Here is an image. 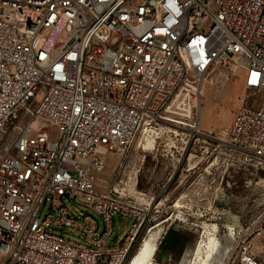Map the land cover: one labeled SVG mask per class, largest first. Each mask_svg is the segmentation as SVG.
<instances>
[{"label":"built area","instance_id":"obj_1","mask_svg":"<svg viewBox=\"0 0 264 264\" xmlns=\"http://www.w3.org/2000/svg\"><path fill=\"white\" fill-rule=\"evenodd\" d=\"M234 61L256 98L217 135L264 159V0H0V264H124L161 220L144 191H99L109 156L198 133L203 81Z\"/></svg>","mask_w":264,"mask_h":264},{"label":"rangeland","instance_id":"obj_2","mask_svg":"<svg viewBox=\"0 0 264 264\" xmlns=\"http://www.w3.org/2000/svg\"><path fill=\"white\" fill-rule=\"evenodd\" d=\"M255 98L244 86V70L238 63L221 64L203 81L197 106L198 133L165 125L161 133L156 130L152 149L145 148L151 132L144 131L126 156H109L97 180L99 191L106 192L114 183L119 190L126 186L144 191L153 196L154 214L161 220L148 234L143 233L140 246L124 264H131L146 242L157 248L155 262L190 264L193 247L204 239V224H216L220 234H226L234 216L240 224L239 233L224 264H237L244 247L264 263V159L217 135L219 129L232 123L241 106ZM31 107L35 108L36 102ZM66 204L76 215L75 206L79 205ZM92 215L101 233L103 219L95 212ZM114 217V236L120 233L122 240L128 224L119 214ZM169 225L177 229L178 242L172 246L160 242ZM65 236L80 243L86 239L75 228H68Z\"/></svg>","mask_w":264,"mask_h":264},{"label":"bare ground","instance_id":"obj_3","mask_svg":"<svg viewBox=\"0 0 264 264\" xmlns=\"http://www.w3.org/2000/svg\"><path fill=\"white\" fill-rule=\"evenodd\" d=\"M154 143L155 133H150L146 138L145 148L152 149V146L155 145ZM231 222L228 224L229 232L226 234H220L219 227L216 224H204V239H201L193 247L190 253V259H192L190 264H224L239 233L240 224L238 218L234 216ZM156 249L152 244L146 242L131 261V264H162L154 261Z\"/></svg>","mask_w":264,"mask_h":264},{"label":"water","instance_id":"obj_4","mask_svg":"<svg viewBox=\"0 0 264 264\" xmlns=\"http://www.w3.org/2000/svg\"><path fill=\"white\" fill-rule=\"evenodd\" d=\"M177 242V229L171 225L163 236L161 243H167L169 246H172Z\"/></svg>","mask_w":264,"mask_h":264}]
</instances>
